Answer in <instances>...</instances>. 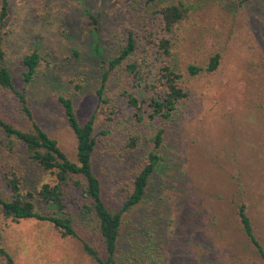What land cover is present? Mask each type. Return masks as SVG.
I'll return each mask as SVG.
<instances>
[{
  "label": "rangeland",
  "instance_id": "374dc122",
  "mask_svg": "<svg viewBox=\"0 0 264 264\" xmlns=\"http://www.w3.org/2000/svg\"><path fill=\"white\" fill-rule=\"evenodd\" d=\"M126 1L7 0L2 27L16 88L22 86L18 55L37 48L43 56L23 93L34 119L69 159H74V137L58 94L72 100L79 122L94 113L95 131L107 130L96 136L92 163L103 200L111 207L119 206L118 186L129 181L150 144L129 152L121 136L124 129L103 119L106 113L94 93L100 64L115 55L123 27L163 34L151 12L158 0L137 11ZM187 1L192 14L187 31L181 28L178 35L176 67L181 71L189 61L203 62L213 51L221 61L210 74L186 78L188 98L166 126V158L150 175L139 209L142 218H130L136 227L131 231L157 236L163 250L159 264H264L242 233L235 211V203L242 201L264 251V0ZM89 15H97L95 27ZM4 102L8 118L23 127L15 100ZM157 126L154 121L146 131ZM22 152L21 144L9 156L0 150V175L12 167L35 189L49 174ZM7 196L0 177V198ZM36 208L52 211L38 201ZM77 230L86 231L82 226ZM0 235V247L14 264H93L78 240L61 237L47 221L0 217ZM89 238L98 241L94 231Z\"/></svg>",
  "mask_w": 264,
  "mask_h": 264
},
{
  "label": "trees",
  "instance_id": "16d2710c",
  "mask_svg": "<svg viewBox=\"0 0 264 264\" xmlns=\"http://www.w3.org/2000/svg\"><path fill=\"white\" fill-rule=\"evenodd\" d=\"M154 1L126 2L130 10L137 11L140 5L146 6ZM6 7L7 0H0V150L9 156L21 144L25 159L46 171L49 179L32 189L12 167L1 171L0 177L8 196L0 198V217L13 221L27 218L47 221L61 237L78 240L93 264H159L158 254L163 251L159 239L156 235L153 238L142 237L138 228L131 231L136 227L130 223V218H142L139 209L147 194L150 175L166 158V126L188 98L186 78L210 74L221 61L220 53L213 51L203 62L189 61L181 71L176 67L174 53L178 35L181 28L187 31L192 4L187 0H158L151 12L159 19L163 34L155 36L146 29L141 32L130 26L123 27L115 55L101 61L94 93L97 106L106 113L103 119L118 129H124L121 136L129 152L138 151L143 143L150 144L129 181L118 186L120 204L117 207H111L103 200L100 179L93 169L96 136L107 132L103 129L95 131L94 113L79 122L72 100L61 93L56 96L74 137L73 160L34 119L23 89L34 80L43 59L37 48L18 55L22 86H14L6 64L8 52L3 38L6 34L2 28ZM97 20V15H89L88 22L93 27ZM151 73L157 77L150 76ZM142 92L148 94L143 97ZM6 98L15 100L25 122L23 127L15 124L5 113ZM126 109H130V113L122 116L120 112ZM154 121L158 122V126L146 131ZM37 201L52 211L44 213L38 210ZM235 209L242 233L264 259V251L253 233L244 203L238 200ZM81 226L82 230L86 229L84 234L77 230ZM91 231H94L98 241L88 239ZM142 238H148V241L140 243ZM0 264H14L10 254L2 247Z\"/></svg>",
  "mask_w": 264,
  "mask_h": 264
}]
</instances>
